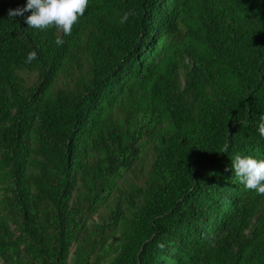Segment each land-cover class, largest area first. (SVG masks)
I'll return each instance as SVG.
<instances>
[{"label": "trees", "instance_id": "trees-1", "mask_svg": "<svg viewBox=\"0 0 264 264\" xmlns=\"http://www.w3.org/2000/svg\"><path fill=\"white\" fill-rule=\"evenodd\" d=\"M25 4L0 0V264H264L232 168L264 158V0H89L70 34Z\"/></svg>", "mask_w": 264, "mask_h": 264}, {"label": "clouds", "instance_id": "clouds-1", "mask_svg": "<svg viewBox=\"0 0 264 264\" xmlns=\"http://www.w3.org/2000/svg\"><path fill=\"white\" fill-rule=\"evenodd\" d=\"M89 0H26L23 7L8 10L9 18L24 16L29 27L46 29L56 26L65 34H70L73 24L79 16L85 13ZM29 15H25L28 13ZM125 13L122 20H127ZM57 44H63L62 39H57ZM37 56L35 50L28 52L26 62L30 63ZM259 134L264 137V115L261 116L257 126ZM234 174L248 189H254L259 194H264V158L253 155L236 154L232 160Z\"/></svg>", "mask_w": 264, "mask_h": 264}]
</instances>
